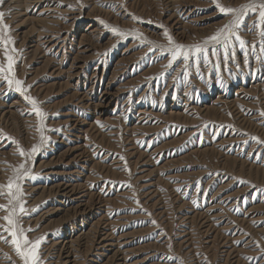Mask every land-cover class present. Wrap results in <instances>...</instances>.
<instances>
[{
  "label": "rangeland",
  "instance_id": "obj_1",
  "mask_svg": "<svg viewBox=\"0 0 264 264\" xmlns=\"http://www.w3.org/2000/svg\"><path fill=\"white\" fill-rule=\"evenodd\" d=\"M0 11L21 50L16 75L48 114V142L21 181V223L30 239L44 237L43 264H264V145L251 139L264 140V53L248 28L254 16L240 31L247 62L238 47L227 64L221 52L217 72L209 53L201 75L193 66L174 82L182 62L165 70L167 54L100 21L166 45L163 25L195 44L231 19L213 0H4ZM29 112L0 87V130L12 138L0 135V184L24 160L13 140L25 150L40 141ZM9 256L22 264L0 241V264Z\"/></svg>",
  "mask_w": 264,
  "mask_h": 264
},
{
  "label": "snow or ice",
  "instance_id": "obj_2",
  "mask_svg": "<svg viewBox=\"0 0 264 264\" xmlns=\"http://www.w3.org/2000/svg\"><path fill=\"white\" fill-rule=\"evenodd\" d=\"M215 7L218 8L221 15L231 16V19L216 29V31L205 37L201 42L195 44H182L177 42L168 32L167 28L163 25L160 27L163 29V36L167 41V44H159L155 41L148 40L139 33L137 30H121L118 27H112L106 24L103 20L100 23L105 27L109 28L110 31L119 36L121 39H128L132 37L140 41V46L145 44L149 45L148 51L155 53L159 52L161 56L167 54V64L163 67L165 70L173 69L177 62H182V68L180 73L173 77L174 82L178 80L187 81L191 75L189 69L195 67V71L198 75L200 73L201 58L204 64H210L209 53L212 57L217 58V62L214 65L215 70L218 72L220 68L219 58L221 52L223 54L224 63L230 59H235V53L237 47L241 52L244 53L245 62L249 54V44L241 37L240 31L245 26V21L251 17H255L252 20L251 25L248 26L249 30L257 31V35L260 37L259 49L260 52L264 53V0H245L236 7L225 6L213 0ZM4 3V0H0V5ZM68 7H74L68 5ZM5 12L0 11V49H2L3 59L0 60V87L7 86L9 91L19 93L24 101L30 105V112L28 114H34L37 118L36 130L40 135V141L38 144H34L30 149H23L18 141H14L17 144L18 154L24 157L22 163L18 167L13 169V176L8 178L6 184H0V196H3L7 203L0 204V210L4 211V215L0 216V241H4L12 246L17 257L20 259L22 264H43V260L40 254V247L44 241V237H37L30 239L27 235L28 232L33 231L31 227L24 228L21 223L23 215H27V210L24 207V201L22 200L23 189L21 181L30 176V168L27 167L33 156L41 151L43 146L48 142V137L45 136V120L48 116L47 113L42 109V102L36 97L29 94V90L32 85L25 84V81L18 78L15 71V65L18 60V50L14 47V40L9 35L10 26L4 23ZM133 19L139 20L140 18L133 16ZM257 49V43L251 44V51L255 52ZM261 57H257L260 59ZM166 73L161 72L159 76H164ZM154 77L153 79H158ZM260 115L264 117V110L260 112ZM99 123V122H97ZM51 131H60V129H50ZM0 135L5 136L6 139L12 140L11 137H7L0 130ZM247 135V134H246ZM251 139L259 145H264V140L259 137L252 136ZM245 145H248V141H243ZM122 160L123 156L120 157ZM126 163V162H125ZM246 183V181H241ZM115 183V182H109ZM180 189H178L179 191ZM264 193V189L259 190ZM135 211V209H133ZM152 223H156L152 221ZM240 243V241H236ZM257 246H259V243ZM261 255L264 256V249H261ZM8 259L11 264H16L9 256ZM169 259H176L175 257H169ZM252 259V258H249Z\"/></svg>",
  "mask_w": 264,
  "mask_h": 264
},
{
  "label": "bare ground",
  "instance_id": "obj_3",
  "mask_svg": "<svg viewBox=\"0 0 264 264\" xmlns=\"http://www.w3.org/2000/svg\"><path fill=\"white\" fill-rule=\"evenodd\" d=\"M92 24H90V26H91Z\"/></svg>",
  "mask_w": 264,
  "mask_h": 264
}]
</instances>
